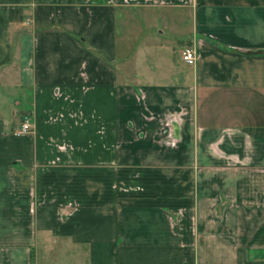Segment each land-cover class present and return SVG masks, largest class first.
<instances>
[{"label": "crops", "instance_id": "0c3cea01", "mask_svg": "<svg viewBox=\"0 0 264 264\" xmlns=\"http://www.w3.org/2000/svg\"><path fill=\"white\" fill-rule=\"evenodd\" d=\"M0 264H264V0H0Z\"/></svg>", "mask_w": 264, "mask_h": 264}, {"label": "built area", "instance_id": "2783aa9c", "mask_svg": "<svg viewBox=\"0 0 264 264\" xmlns=\"http://www.w3.org/2000/svg\"><path fill=\"white\" fill-rule=\"evenodd\" d=\"M181 60L186 64H193L196 60L195 50L191 47H185L180 51ZM32 129L29 117H24L23 121L14 131V135L20 136L29 133Z\"/></svg>", "mask_w": 264, "mask_h": 264}, {"label": "rangeland", "instance_id": "374dc122", "mask_svg": "<svg viewBox=\"0 0 264 264\" xmlns=\"http://www.w3.org/2000/svg\"><path fill=\"white\" fill-rule=\"evenodd\" d=\"M172 56L174 57L173 53H172ZM175 56H176V54H175Z\"/></svg>", "mask_w": 264, "mask_h": 264}]
</instances>
